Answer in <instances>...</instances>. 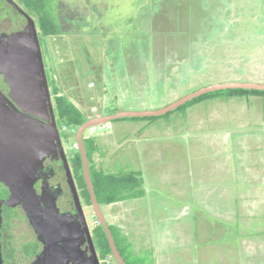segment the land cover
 Segmentation results:
<instances>
[{
	"label": "rangeland",
	"instance_id": "374dc122",
	"mask_svg": "<svg viewBox=\"0 0 264 264\" xmlns=\"http://www.w3.org/2000/svg\"><path fill=\"white\" fill-rule=\"evenodd\" d=\"M54 1L66 35L43 42L48 75L87 119L161 111L213 85H264V0ZM2 16L0 33L12 32ZM85 139L97 142V169L144 182L141 198L103 209L138 256L264 264V98L113 122Z\"/></svg>",
	"mask_w": 264,
	"mask_h": 264
},
{
	"label": "flooded vegetation",
	"instance_id": "af4514ba",
	"mask_svg": "<svg viewBox=\"0 0 264 264\" xmlns=\"http://www.w3.org/2000/svg\"><path fill=\"white\" fill-rule=\"evenodd\" d=\"M12 1L14 4L9 0H0V18L5 15L14 24L12 32L0 33V36H11L28 30L29 20L20 10L26 11L18 0ZM28 16L36 24L45 59L43 42L46 39L41 34L38 19L29 14ZM59 20L61 22L60 17ZM50 86L52 90V85ZM0 90L9 95L10 89L1 76ZM53 91L52 109H48L41 120L45 130L55 125L52 110L58 129L63 127ZM13 105L16 106L15 103ZM89 121L92 120L88 119L87 122ZM80 129H77V134ZM66 138L62 134V144L54 139V142L51 141L52 146H48L51 152H47L41 166L36 170L34 197L20 198L18 202L15 201V205H11L14 194L0 182V264H120L114 254L104 258L100 247L101 229L108 240V230L114 243L115 240L111 232L113 226L108 223L103 210L105 206L99 202L97 194L104 219H101L93 203V164L88 158L86 140L84 144L77 140L78 149L73 152ZM83 147L87 153V167L83 158ZM79 156L82 161H78Z\"/></svg>",
	"mask_w": 264,
	"mask_h": 264
},
{
	"label": "water",
	"instance_id": "95a60500",
	"mask_svg": "<svg viewBox=\"0 0 264 264\" xmlns=\"http://www.w3.org/2000/svg\"><path fill=\"white\" fill-rule=\"evenodd\" d=\"M9 1L13 3L12 0ZM20 11L29 20L28 30L11 36H0V76L10 89L9 95L0 90V182L14 194L11 205H15V201L18 202L20 198L31 199L35 196L36 170L41 166L47 152H51L48 146H52L51 141L54 139L62 144L54 110L51 111L54 126L45 130L41 121L48 109H52V90L36 24L26 12ZM231 90L264 92V85H213L161 111L119 113L113 117L93 119L79 130L77 140L84 144V136L88 131L109 126L113 122L163 117L208 94ZM82 153L87 167L88 158L84 147ZM91 185L93 203L101 219H104L93 183ZM108 237L115 258L120 264H125L109 230Z\"/></svg>",
	"mask_w": 264,
	"mask_h": 264
},
{
	"label": "trees",
	"instance_id": "16d2710c",
	"mask_svg": "<svg viewBox=\"0 0 264 264\" xmlns=\"http://www.w3.org/2000/svg\"><path fill=\"white\" fill-rule=\"evenodd\" d=\"M23 9L31 16L38 19L39 29L41 30L42 36L47 40L49 38L65 36L66 33L63 30L62 24L59 20L56 4L54 0H18ZM49 77V76H48ZM50 84L53 86L54 95L57 100V106L59 111V117L61 124L64 127L73 129H80L88 121L87 117H84V112L78 110L76 106L69 101L66 97H59L60 89L57 87L56 81L50 79ZM264 98V92L260 91H246V90H231L216 92L201 97L184 107L180 108L175 112H184L191 108L198 107L199 105L214 100H251L252 98ZM173 113L158 117V118H147V119H129L136 123L147 121H158L160 118H169ZM124 120L117 121L121 122ZM127 121V119H125ZM88 145V158L92 162V181L97 194V198L102 205L112 206L123 202L131 201V199H138L142 196L136 191L138 185H142L144 182L141 176L137 173L118 176H108L100 169L95 166V155L99 153V148L95 139L86 140ZM78 161H82V157L79 156ZM114 227V228H113ZM111 228L112 235L115 240V245L120 252V255L125 264H151L152 260H149L146 256L140 257L134 252V247L130 244L128 238L120 231L119 228L113 226ZM100 247L104 258L111 256L113 251L110 246V242L107 235L104 233L99 235ZM118 264V263H116Z\"/></svg>",
	"mask_w": 264,
	"mask_h": 264
},
{
	"label": "clouds",
	"instance_id": "9594fccd",
	"mask_svg": "<svg viewBox=\"0 0 264 264\" xmlns=\"http://www.w3.org/2000/svg\"><path fill=\"white\" fill-rule=\"evenodd\" d=\"M112 125V124H111ZM110 126V125H109ZM106 127H108V126H106ZM64 129H67V131H65ZM73 131H75V133H73ZM60 133H61V135L63 134V135H65L67 138H73L74 140H75V143H74V145H76V144H78L77 143V138L75 139V137H77L76 136V134H77V129H71V128H69V127H62V129L60 130ZM86 135V134H85ZM68 139V140H69ZM84 140H86L85 139V136H84ZM74 145H73V147H74ZM73 147H71V149L73 150V151H75L76 149H73Z\"/></svg>",
	"mask_w": 264,
	"mask_h": 264
},
{
	"label": "crops",
	"instance_id": "0c3cea01",
	"mask_svg": "<svg viewBox=\"0 0 264 264\" xmlns=\"http://www.w3.org/2000/svg\"><path fill=\"white\" fill-rule=\"evenodd\" d=\"M123 98H126V97H123ZM127 98H128V97H127ZM252 99H253V98H252ZM258 99H259V98H258ZM95 100H96V99H95ZM95 100H94V101H95ZM97 100H99V99L97 98ZM117 100H118V99H117ZM234 100H235V99H234ZM91 101H92V100H91ZM254 101H256V100L254 99ZM102 102H103V105H105V106H104V108H105V107L107 106L108 103H107L105 100H102ZM233 102H234V101H233ZM121 104H122V103H121ZM125 105H126V104H125ZM120 106H123V105H120ZM104 108H102V109H104ZM126 109H127V108H126ZM126 109H125V106H124L123 108H121V110H120V107L115 108V110L120 111L121 113H126V112H127ZM130 111H132V110H130ZM256 146H257V145L253 146V148L256 147ZM260 146H261V145H260ZM260 146H259V147H260ZM253 150L256 151V153H259V151H261L262 149H261V150H260V149H259V150L253 149ZM255 200H257V199H254L253 202H256ZM250 201H251V200H250ZM246 202H248V201H246Z\"/></svg>",
	"mask_w": 264,
	"mask_h": 264
},
{
	"label": "built area",
	"instance_id": "2783aa9c",
	"mask_svg": "<svg viewBox=\"0 0 264 264\" xmlns=\"http://www.w3.org/2000/svg\"><path fill=\"white\" fill-rule=\"evenodd\" d=\"M64 130L67 131V129H64ZM73 133H75V131H73ZM73 149H78L77 144L74 145Z\"/></svg>",
	"mask_w": 264,
	"mask_h": 264
},
{
	"label": "bare ground",
	"instance_id": "6f19581e",
	"mask_svg": "<svg viewBox=\"0 0 264 264\" xmlns=\"http://www.w3.org/2000/svg\"><path fill=\"white\" fill-rule=\"evenodd\" d=\"M43 49V48H42Z\"/></svg>",
	"mask_w": 264,
	"mask_h": 264
}]
</instances>
